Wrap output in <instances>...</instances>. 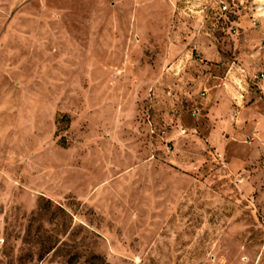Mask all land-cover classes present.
I'll return each instance as SVG.
<instances>
[{"label": "rangeland", "instance_id": "374dc122", "mask_svg": "<svg viewBox=\"0 0 264 264\" xmlns=\"http://www.w3.org/2000/svg\"><path fill=\"white\" fill-rule=\"evenodd\" d=\"M173 1L0 0V264H264V145L234 109L208 139L216 78L164 34L229 56L259 2Z\"/></svg>", "mask_w": 264, "mask_h": 264}, {"label": "crops", "instance_id": "0c3cea01", "mask_svg": "<svg viewBox=\"0 0 264 264\" xmlns=\"http://www.w3.org/2000/svg\"><path fill=\"white\" fill-rule=\"evenodd\" d=\"M167 1L168 4L175 6V1ZM255 2H259L254 8L261 16L260 26L248 29L244 24V17L247 14L245 7L251 10L252 2L236 9L235 18L225 23V33L229 32L227 31L229 26L236 27L238 31L242 30L240 40L235 43L230 41L231 44L235 45V49L229 56H223L218 52L220 42L212 34L210 38H206L201 34L202 32L199 31L201 30V18L193 21V29H191L185 26L183 20L178 21L177 25H172L173 16L169 13V22L171 23L165 28L164 34L168 36L165 46L169 45L170 48L180 49L192 44L194 49L196 48L197 52L201 54L204 64L211 70L206 74L216 78V86L219 91L221 90L223 98L222 100L219 99L220 101L213 100L208 108L210 126L208 139L212 140L215 130H219L223 125L222 114L227 116L228 113V116L231 117V109H234L240 113L239 121L248 126V130H254L256 148L259 150L258 144L264 145V77L254 79L253 76L259 72L264 73V47L262 45L261 49L257 46L259 41L264 38V0H255ZM195 12V14L202 17V10L197 9ZM180 19L181 16L177 20ZM210 24L212 25V22ZM213 25L216 24L213 23ZM177 35L180 36L179 40L176 39ZM227 37L230 38L228 34ZM236 85L240 89L248 91L249 100L247 104H243L238 96L241 91ZM233 131L235 130L233 129Z\"/></svg>", "mask_w": 264, "mask_h": 264}, {"label": "built area", "instance_id": "2783aa9c", "mask_svg": "<svg viewBox=\"0 0 264 264\" xmlns=\"http://www.w3.org/2000/svg\"><path fill=\"white\" fill-rule=\"evenodd\" d=\"M225 8H226V5L222 6V10H224ZM258 77L263 78L264 77V73L263 72H259V73H256V75L253 76L254 79H256Z\"/></svg>", "mask_w": 264, "mask_h": 264}]
</instances>
